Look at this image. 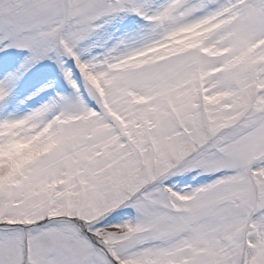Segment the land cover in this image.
I'll use <instances>...</instances> for the list:
<instances>
[{
  "label": "snow or ice",
  "instance_id": "6c2138e0",
  "mask_svg": "<svg viewBox=\"0 0 264 264\" xmlns=\"http://www.w3.org/2000/svg\"><path fill=\"white\" fill-rule=\"evenodd\" d=\"M0 264H264V0H0Z\"/></svg>",
  "mask_w": 264,
  "mask_h": 264
}]
</instances>
